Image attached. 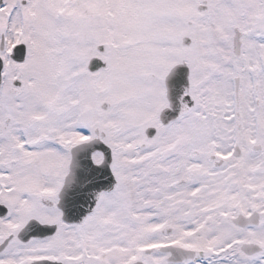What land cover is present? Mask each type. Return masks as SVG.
Returning <instances> with one entry per match:
<instances>
[{
  "label": "snow or ice",
  "instance_id": "obj_1",
  "mask_svg": "<svg viewBox=\"0 0 264 264\" xmlns=\"http://www.w3.org/2000/svg\"><path fill=\"white\" fill-rule=\"evenodd\" d=\"M0 264H264V0H0Z\"/></svg>",
  "mask_w": 264,
  "mask_h": 264
}]
</instances>
